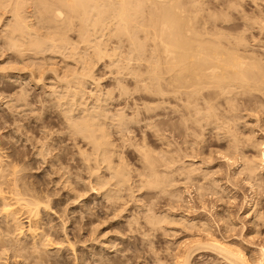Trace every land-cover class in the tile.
I'll return each mask as SVG.
<instances>
[{"label":"rangeland","instance_id":"obj_1","mask_svg":"<svg viewBox=\"0 0 264 264\" xmlns=\"http://www.w3.org/2000/svg\"><path fill=\"white\" fill-rule=\"evenodd\" d=\"M33 2H35V4ZM45 2L46 0H43V1L37 0V2L36 0L35 1L27 0V4H30L29 7L27 8V11L29 12L27 13V15L30 13H33V14L36 13L34 15L30 14V15H33L32 17L28 15V19L29 20L32 19L29 21V23L31 21L34 22V23H30V26L31 25L33 26L34 24L32 28L36 30L35 31L36 33L39 29L40 31L39 34L40 36H42L41 38L44 41H47L48 44L51 43L50 41L52 40H57L56 42H58V38L65 39V41L67 38L66 44L68 43L70 46H68V44L65 45L64 47L59 46V49L57 48L59 52L58 51L55 52L54 51L55 49L53 48L51 49L50 48L51 45L49 46L47 44L46 48L43 49V51L36 52L32 50L30 51L32 52L31 54L30 52H28L29 55L34 56V58L28 55L27 61H29L30 63L24 62V63H27V64H24V63L18 62L19 60L17 59V56H15L16 55L15 52H13L14 49L12 47H9L11 46L10 44H7V41L5 39V34L3 35L4 32H0V35H2L0 37V59H1L0 60V154L3 158L2 160L4 164L7 165L6 167L9 166L8 168H10L13 165H15L16 167L15 166L14 167L17 170L19 169L18 170L19 172L17 175H19L18 178H19V181L21 182L18 184L21 185V183H24V185L28 187V189L33 188L35 192L37 190L38 193L37 192L36 193L39 194V196L40 195L42 197L45 196L43 199H45L46 196H48L51 200L50 207L52 208H50V210L52 211L50 212V210H47L46 211L47 213L46 212L42 213V215L44 216L41 215L42 216L41 221H44L45 224L42 223L41 221L40 223L46 226L44 227L45 234L50 233V235L48 234L49 236L46 237L47 242L45 241V243H48V240L49 241L53 240L52 243L53 242L55 243V244L53 243L55 247L50 242L46 244L48 245V247H44V249L41 247L43 251H45L47 248L46 251H48L49 249L48 252H50L48 254V252L45 251L44 252L45 255L46 254L48 255H46L47 257H45V255L43 254L44 257L48 259L50 257H53V259L56 258L58 260L63 255L64 257L62 256L61 258L67 259V260L65 259L66 262L64 264H68V263L69 264H75V263L76 264H81V263L82 264H93V263L96 264L97 262L100 261V258H102L101 261H103L102 262L103 264L104 263L105 264H175L176 258L183 255L181 253L182 252L184 253L185 251H187V248L188 250L190 248L191 251L192 250L194 251L199 248L197 251L193 252L194 255L192 253V256L190 258V264H230L231 262L228 258H225V259H228L227 261L230 263L225 261V259L223 258L224 255L223 256H221L222 254L219 255V253L215 250L217 252L216 254V252L213 251L212 247L209 246V248L210 249L212 248V250L205 249V246H207L206 243H204L205 246L201 243L196 245L199 242L198 240L202 239L201 235H199V233L195 231L197 229L195 228L194 230L193 228L190 227L191 226L190 224H195V221H196L199 224L201 222H205L209 224L208 226H211L210 229L212 230V233L217 238L222 239V240L225 239V241L234 244L236 248L239 247L240 250L243 249L242 251H244V254H246L247 257L250 256L251 258L252 255L250 254L255 253L253 254V257L254 258L257 257L255 259L260 260V257H259L260 250L258 251V249L261 248L262 246L264 247V242H261L260 239L257 240V237H254L255 234L251 233L252 224L250 223L253 220L251 217L255 216V211L260 210L262 214H264L263 213L264 212V191H263L264 189L263 187L264 186V182H263L264 181V158L261 159L262 158L261 156L264 155V145L262 146V144H264L263 143L264 142V93L263 94L261 93L264 91H262L259 95L258 94L259 92L257 91L255 92V90H253L252 91L254 92L253 94L252 92L247 93V94H251L250 96V95H247L245 92H244L245 94L244 93L240 94L243 92V90L242 92H240L241 90L237 92L238 94L236 93V90H235L234 92V96H236L235 97L236 99L234 98L235 101L233 99H230V101L233 100V102L228 103L229 102L228 99H227L228 102L227 101L225 102L226 99L223 98L222 96L220 97L225 99L224 101L218 96H217L218 98L216 97L215 92H217V90L213 91L211 89L212 90L211 92L208 90L207 91L205 90L204 95H210L207 97L205 96V98L207 99V102L209 100L211 101V102H208L209 105L213 101L211 99H214L213 101L214 103H212L213 104L212 107H214V105L216 106L214 107L213 114H215L216 116V113H217L218 116H216L215 118L214 115H211L210 113H208V116L210 117L213 116V117L210 120L208 119V121L206 120L207 118H209L206 116L207 112L209 111L208 110L206 111V109L208 108H205V107L207 106L208 103L204 102L206 101L204 98L203 101L202 100L199 101L200 102L199 105H201L202 107L204 106L202 105L201 101L204 102V104H206L203 110L204 112L206 111V113H203V111L201 110L202 112L200 113H202L203 115H200V113H195V112H194L195 115L194 113L193 115L195 119L197 117V114H199V117L200 116L202 117L201 119L205 118L204 119L205 122L204 120L200 121L201 119H199L198 121L201 124H199L198 122L196 123L195 120L197 118L193 120V117L192 119L190 118L191 116L190 117L183 116V113H184L183 109L184 107L186 108V106L182 105L185 103L181 104V102H183L182 99L176 97L174 98V99H177L175 101L173 98H171L170 95H168V98H166L167 100L164 101L163 99H161L159 95H157L159 97H157L156 95L152 96V93L151 94L150 92L147 93L146 90L142 89L141 86L143 85V83L144 85H147L146 84L147 80L144 81L143 79H140L141 80L140 81L136 76H132V75L133 73L135 75L137 72H139L137 74H141L140 73L141 70H142L141 71L142 74L143 73L145 74V72L143 71H147L150 68L148 67L149 62H143L142 60L138 61V59H136L137 57L136 54H134L131 50H130L131 52L128 50V49H132V47L129 44V41L128 39H126V37L124 38L123 36H120L124 39L118 37V39H121V40H118L115 36H112L113 38L111 37V40L107 43L105 41H108L110 38L108 40L106 39L110 36L106 33V31H105V34H102L103 31L102 32L99 31L97 35L89 36L90 38L94 37L95 39L94 38L92 40L90 38L87 39L88 38L87 36L85 35L82 36L83 35L82 33L84 32L79 31L82 29L80 27L82 23L79 21L78 18H75V16L72 17V15L68 13V11H66L67 9L64 8L65 9L64 11L62 7L60 9H62V11L65 12L64 13L65 17L63 16L64 18L62 20L59 19L56 21V19H54L55 17H54L53 12L48 14V12L44 10V8H46L47 10L48 9L51 10L54 7L44 6ZM177 2L180 3L182 7L185 6L186 9L185 8L184 9L186 12H188L186 13V15L190 14L192 17L189 15L188 16L191 18L196 17V20H198L199 22L197 23L198 25L200 24L202 25L205 21L207 23L208 22L210 23V25L209 23L207 24V26H209L207 27V29H209L212 24H216V26L218 27L216 28V30H221L224 33L227 32L224 35V33L220 31L226 38L231 39L230 41L228 39V41L232 42L233 44V45H230L231 44L230 43L229 44L230 46L237 47L238 49L241 48L240 49V51L242 50L241 51L242 53L240 52L241 54L246 53L248 54V55L245 54L246 56H250V57L252 56V59L253 58H255V60L257 59V62L258 63L260 62L261 65L264 67V27H263L264 26V0H179V1L177 0ZM180 4H177L179 5V8L181 7ZM31 5L32 7L30 8ZM45 5H49V4L46 2ZM34 6H36L37 8L35 9ZM38 10L39 11L44 10L43 11L44 13L43 12L42 14L39 13V16H38V12H39ZM46 14L49 19L47 18ZM34 16H36L37 18ZM45 16L48 20L44 19ZM6 17H5L6 18L5 22H3L2 24L6 25L7 23L10 22L11 20L10 15L9 14L6 15ZM39 17L40 19H42L43 17L41 22H39L40 21ZM71 17L77 20H74V19H73L74 21L70 20L69 18ZM213 17H215V19ZM65 19H68V20H65ZM213 19L215 21H213ZM43 20L45 22L44 24L46 25V27L45 25H43ZM54 20H55V24L58 25L60 22V25L58 26L53 25ZM65 22L67 25H65ZM68 22H69V25H68ZM46 23H50V24L52 23L51 26L53 29H51L50 28L51 26L50 25L48 26V24ZM106 23H110V22L106 21ZM107 25L109 26V24ZM53 26H55L56 28ZM63 26H66V27H63ZM59 27L62 29H60ZM214 27L215 25L214 26L212 25L211 27L212 29H214L212 33L215 32ZM59 29L60 31L63 30V33L61 32L59 33L58 32ZM212 29H209V30H212ZM90 30L91 28H89V31ZM54 33H56L57 35ZM106 35H107V38H106ZM141 35L142 34H140V37ZM36 36L40 37L37 34ZM62 36L65 38H63ZM98 36L100 39H97ZM142 36H143L142 39L140 38L141 41L144 40V35ZM53 37H55V39ZM80 37L83 39H81ZM102 37H104L105 40H103ZM236 39L238 41L240 39V42L242 43V45L239 42L238 46H237V43L234 46V42L237 41ZM97 40L100 41V43ZM102 40L104 42H101ZM85 41H88V42H85ZM94 41L95 42L97 41L98 45H103L104 43H105L104 45L108 44L107 46L110 49L107 48V46H106V49H107V53L111 52L110 55H112L113 52L117 51V53L115 52L116 53L115 55H112L113 59L116 56L115 58L117 60L115 59L111 60L112 59L111 57H109L110 58L109 60L107 57L108 55L100 59V61H98V57H96L97 58L96 61H95L96 58L89 59L91 61H94L92 63L93 68L89 69L88 64L91 62L88 60V58H90L92 54H93L91 56L92 58L95 57V55L97 56L96 54L97 53V43H95ZM119 42L120 43L122 42V43L119 44ZM147 42H146L147 46L150 44L148 47L146 46V48H149L147 50H151V49L153 50V48L151 47V46H154L153 45L154 43L152 42V40L151 41L147 40ZM85 44H90V45H85ZM91 44H94L95 46L93 47V45ZM56 45L58 44L56 43ZM227 45L228 44H226L225 48L228 49L230 46L228 45L229 46L228 47ZM71 46L75 48L74 52L72 51V48H70ZM87 46H89L91 49L87 50L88 49L86 48ZM48 48H50L51 50ZM93 48L96 50H93ZM10 49L11 50L13 49V51H10ZM111 49L113 50L116 49V50L113 51ZM109 50L111 51L108 52ZM151 51H146V53L147 52L151 53ZM34 52L36 55L37 54L38 55L36 56ZM42 53L45 55H40L41 56L40 57L39 54H42ZM132 53L135 55L134 57L132 56L133 55ZM12 55L15 57H12ZM78 55H80L82 60L79 59L78 61V58L72 59L75 57H79ZM148 56H146V58L144 57L143 60H146ZM132 57L134 61L132 60ZM15 58L17 60H15ZM35 58H38V59L35 60ZM83 59L85 62L88 61L89 63L87 62L85 63ZM30 60H33V62ZM109 61H112V62H109ZM148 61L150 60L148 59ZM114 62H116L115 65L111 66L112 64H114ZM31 63H32V66H31ZM94 63L95 65H93ZM84 64H86L87 66ZM25 65H28V66H25ZM89 66H91V64H89ZM120 66L122 67L120 68ZM129 66H131V68ZM133 66H135L138 69V71H134L136 68ZM31 67H32V70H31ZM35 67H36V72L34 71ZM38 67H39V70H37ZM128 67L131 70L133 69L134 72L132 74L128 70ZM85 69H88L89 71H91L90 75H92L91 78L92 80L94 79L93 80L94 83L96 81L95 84L93 83L92 80H91L92 83H86V81H90V80L82 78L83 76L85 77L86 75L88 76V78L90 76L88 70H86V74H84ZM32 73H34L35 75L32 76ZM36 73H39V74L36 75ZM18 75L20 76V79H18ZM6 76H9L8 79L6 78ZM78 76H81L80 79L78 78ZM145 76H147V74ZM145 76H144V79H145ZM166 76L169 77L168 75ZM76 77L78 79H76ZM70 79L79 81L78 84H80V86L83 85L82 92H85V93L84 95L83 93L79 95L83 96V98L86 101L82 99V97L81 98L79 97V99H80V102L82 101L84 102L83 104L84 107L85 106L86 108L89 107V110L91 109L92 111L95 108L94 111L100 110V113L103 112L104 115L105 113L106 115H108L106 118V121L107 119L110 121V122L107 121L108 123L107 125H108V128H111V130L108 129V131L112 132V133L110 132V134H112V137H110L111 138L110 141L114 143L112 145H115L117 148H119V149H116L118 151L115 150L116 151L115 157L119 158V156L122 155L120 156L119 161H118V158L116 159L114 157V159H116V163L120 164V166L124 167L127 165V168L129 167L128 173L130 174H127V175L128 176L130 175V176L127 179H130V182L128 180L127 181H128V184L130 185L125 184L126 186L123 185L124 188L123 187L121 188V186H119V188L117 189V187L114 184V182L116 183L115 181L116 178L111 176V173L107 171L106 168L103 166L104 164L102 165V163H100L97 165L95 159L98 157V154L96 152L91 153L92 152L91 147L86 146L85 141L82 140V136L80 135L81 136L80 138L78 134H75L74 128H72L74 126L73 123L79 122L80 117L83 116V110H81L80 106L77 107V105L80 103L78 99H76L77 102L75 101L78 104L73 105V104H76L72 101L75 99L74 95L76 93L74 91L77 92V86L79 85L77 84V81H73V80L70 81ZM81 79L82 80L84 79L82 81V84H81ZM168 79L169 78H167V80ZM68 80L70 81V83H67ZM137 81H139V83H137ZM69 84L71 86L75 85L76 89H74L73 88L74 86H73L72 88L74 89V91H71L73 89L71 88L70 90ZM123 87H126V90L127 89L128 90L127 91L125 90V92L122 91L121 88ZM138 87H141L142 90ZM83 89L84 90L86 89V90L84 91ZM21 90H23L24 92L23 91L21 92ZM54 90L57 91V93ZM237 90H239V88H237ZM68 91L69 92L71 91V93L73 92L75 94H72L71 96V94ZM205 92L207 93L209 92V93L207 94ZM18 93H21V94H18ZM211 94L212 95L215 94V95L212 96ZM241 96L242 98H239ZM172 97L174 96L172 95ZM210 97L212 98L209 99ZM215 97L217 100H215ZM159 99H161L160 100L161 102L158 101ZM23 100L25 102H23ZM67 100L69 102L70 101L72 102L70 103L68 102L69 103L68 104L66 103ZM99 100L103 102L99 103ZM162 100L164 101L163 102L164 104L166 101L168 102L171 101L170 102L171 104L166 102L167 104L164 105L162 104ZM158 102L161 107L158 106L159 105L157 104ZM134 103H136V105ZM143 103L144 105H147V106L150 105L149 106L150 109H148L149 107L146 108L143 105ZM97 104L98 106L100 105L99 108L95 106ZM67 105L69 108L67 107ZM127 105L129 106L127 107ZM134 105L137 109L141 108L140 110L138 109L136 111L137 112L136 114H134L135 113L134 107H133ZM154 105H156L155 107L157 109H155ZM209 105L207 107H209ZM231 105H233V108ZM70 108H71V111H70ZM76 108L78 109L80 108L79 111ZM103 108L105 111L102 110ZM151 108L152 110L154 108L156 111L154 112L153 110L151 112ZM216 108H217V112L215 110ZM230 108H232L233 111H231L232 109ZM234 108L236 109L234 110ZM67 109L68 111H66ZM145 109H147L148 111L150 110L149 113H147ZM184 110L187 111L186 109ZM67 112L69 113L70 117L65 119L67 117L65 115L67 114ZM153 112L156 113L157 115L153 114ZM118 113H123V114L120 115ZM146 113L148 115L150 114L149 116H152V117L153 115L154 116L156 115L155 117H153L155 119L152 120L151 118L149 120L148 119L149 116H147ZM73 114L75 116L72 117ZM77 114H80L81 116L80 115L77 116ZM179 114L180 116L182 115L184 118L186 117L185 118L186 120L183 118V120L185 121L184 123H186V125L188 123L187 121H189L187 120V118L191 119L187 126L184 125V123L182 124L183 122L182 120H181L182 122L180 123L179 118L182 119V117H179ZM109 115L113 116V117L110 116L112 120L108 118ZM125 115H127L126 118L128 117L130 120L131 119L133 120V117L136 119H134L135 121L127 122L126 123L127 125H125L124 124L125 122L122 120H119L118 118L120 117L121 119L122 117L124 120H128L124 117ZM232 116L233 117L235 116L237 118L235 123H233V121H235L234 119L228 118V117L231 118ZM228 119L230 120V123H233V124L227 123L229 122ZM113 120H116L117 123L114 124V122L116 121L112 123ZM213 120L214 122H212ZM209 121H211L212 123ZM219 121L223 122L222 125H221V122H220V125H217V123L219 124ZM190 122H194V125H192V129L190 128L192 131L189 130L190 132L186 133L187 131H185L186 129L184 128V126H186L188 130V126L190 127L189 124H193ZM122 123L125 125L124 128L126 130V133H124L125 130H123L124 125H122ZM156 123H158L159 126ZM224 123L226 124L224 125ZM110 124L112 125L118 124L117 125L118 127L115 128L116 126H111ZM155 124L158 128L156 126H154L155 128H152V126ZM172 124L175 126H172ZM196 124H197V127H196ZM227 124L231 125L233 129L229 127ZM69 125L71 127H69ZM223 125L226 128H229L231 131L233 130L232 136L230 138H228L230 134L227 135L229 129H226L225 127H223ZM233 125L234 126L236 125L235 126L236 131ZM120 126L122 129H119ZM213 126L215 128L216 127L219 128L222 126L224 128V131L222 127L219 128V130H217L218 128L215 129ZM200 128H203V129H200ZM70 129H73V130H70ZM127 129L128 130L131 129V132L129 131L127 132ZM195 129L197 130L194 131ZM118 130H120L121 132L120 131L118 132ZM151 130L153 131V133ZM234 131L238 132V135L240 137V139L239 137L235 139H238L239 141L243 139L245 140V141L243 140L244 141L243 143L242 141L241 143L239 142L240 148L243 147L242 152H244L245 157L248 156L249 158H252L254 156H257L258 152L260 154L259 160H260V165L262 164L260 166L261 168L259 167L260 170L259 171L257 170V172L255 173L257 175L256 176L253 175V178H251V181L249 182H248L246 172L245 173L241 172L243 169L242 164L244 162L242 161L243 156H244L242 153L239 152L242 155H240L239 153L235 155L237 161L235 159L233 160L231 159L232 162L231 160L229 162H227V160L225 161L226 159L225 156L233 152V148L230 147V146H233V144H229L228 140L230 142L232 137L234 138L238 136L237 133L236 134L234 133ZM222 132H224V134ZM158 133H159V136L156 135ZM122 134L124 135L122 137L123 139H120L121 138L120 136H122ZM183 134L185 137L182 136ZM233 134L236 136H234ZM222 137L223 139H226V140H222ZM161 138H163V140H161ZM247 138L248 140L249 139L253 140V143L254 142L258 143L259 141L261 143V146L258 145L259 150L258 149L255 150L256 148L251 146V144H253L252 141L251 142L247 141L248 143L249 142L251 143L249 146V144L246 142ZM164 141H167V142H164ZM244 143L245 144L247 143L246 145H248V147ZM141 144H144V146L146 147L144 148V146ZM169 146L170 148H168ZM245 147L247 148L245 149L247 152L244 150ZM249 147L252 148L254 151L251 150ZM142 148L144 150L146 149L147 151L146 150L145 151L147 153H150L151 155L157 151L156 153L157 154L159 153L160 155V156L157 155L158 159L156 157L158 164L161 162L160 161L161 158L162 160L164 158L167 159L165 160V162L163 161L164 163L161 162V164L162 163L164 164V165L162 164L163 165L162 168H161V164H159L160 168H158L159 166L158 164L156 165L157 169L155 170L159 169L156 172H160V173L164 171L166 172V169H168L169 166L171 167V164L172 166L178 165L177 167L176 166L171 167V168L169 167L170 170L168 169L167 171V174H170L169 175L170 178L174 176L172 177L174 181L171 178V182L168 183V186L167 185L165 186L166 188H168V189L164 188L166 192H164L163 188L162 189L158 188L159 190L152 189L155 187L150 186L149 182L146 180V177L147 179L151 178L152 180V176L149 177L150 175L146 173L147 171H149L147 170L148 167L146 168L147 165L149 166V163L147 159L145 158V156L143 159L142 153L145 155L146 152L144 153V150ZM227 148L229 150H227ZM111 149H113V147ZM140 149L143 150L142 153ZM164 150L165 151L167 150V152L169 150L170 153H166V154H169L171 156L170 157L171 159L172 158L176 159V160L172 159L171 164L170 163L168 165L166 164V161L169 160L167 157L169 156L165 154ZM260 150H261V153H260ZM159 151L160 152L163 151L165 155L163 154V157H162V153H160ZM223 152L224 153L228 152V153H226L225 155ZM139 154L141 155L142 158L140 157ZM83 155H85L86 157L88 156V157L85 159V156ZM94 155L97 157H93ZM90 156L93 157L94 159H92ZM154 156L156 155L153 154V157ZM240 157L242 158V160ZM91 159L94 161L93 165L91 163H88V161H91ZM123 159H124V164L126 163V165L124 164L122 165V163L120 162V160L123 161ZM177 159H178V163H177ZM93 161L91 162L93 163ZM175 162L177 164H175ZM145 163H148V164L145 165ZM142 165L145 168L142 167ZM89 166L90 167L92 166V167L88 168ZM164 166H166V169H163ZM97 167L98 168L100 167V169L98 170ZM92 168L95 169V171H98L99 174L96 173L95 175L94 174L95 171L93 172ZM124 168L125 170L127 169L126 167ZM89 169H91L92 172ZM160 169H162V171ZM145 170L147 171L145 172ZM177 170L180 172V174ZM192 170L193 172L195 170L193 175H191ZM125 172L127 173V171ZM185 172H187V174ZM189 173H190V176H189ZM93 174L95 176L97 175L103 176V178L105 176L104 179H107L110 176V179L113 178L112 180L114 182H112V180L109 179L110 181L108 180L109 182L107 181V184L104 185L107 188L106 187L104 188V186H98L95 184V180H94L95 176ZM141 174L143 175L141 176ZM146 174L148 176H146ZM163 174L162 176L159 174L158 177L161 176V180L164 179L163 181H165L169 177L165 176L167 175L166 173L164 174V176ZM143 176L145 178L142 179L141 177ZM162 177L164 178L162 179ZM188 177H191V178H188ZM204 177L206 180L204 179ZM140 178L142 180H140ZM188 179H191V180L188 181ZM141 181L143 182L140 184ZM146 181L148 183H146ZM169 181L170 179L167 180V182ZM110 182H111V186L109 184ZM145 183L149 185V187H152V188L151 189L148 188V186ZM172 183L173 185L171 186ZM210 183H212V185H210ZM213 183H215L214 186L218 190L214 188ZM142 184L143 186H141ZM94 185H95V188H94ZM202 186L205 190L202 188ZM111 187L112 188L115 187L117 190L114 191L115 188L112 189ZM126 187L127 188L130 187L129 190ZM260 187H263V188L261 189ZM110 188H111L110 193L113 197H117L120 195L119 198H122V199L119 200V198L117 197V198H114L115 199L114 200L113 197H109V195L106 196ZM196 188H199V189L201 188L200 190L202 189L203 190L199 191V189L197 190ZM119 189L121 190V193H119L120 191ZM167 190H169L170 192H168ZM162 191L164 192L163 194H162ZM198 191L199 193L201 192L202 196L198 194ZM170 193H172L173 195ZM114 194H116L117 196H114ZM109 201H112V203ZM114 203L117 205H115ZM255 207H257L258 209ZM253 211H254V214H253ZM251 213L252 215H250ZM20 214H18L19 217H18V223L15 225L16 228H14V226L12 227L13 233L11 234V236L14 240H17V238L21 236L19 234L18 229L19 227L20 229L22 227L21 229L22 231L20 232H24V233H22V237L20 239H23L24 237L23 241H26L25 236L28 235L26 233L29 232L28 231L29 228L32 227L34 229V225L29 224L30 222L28 221V218L26 217V215H23L22 213ZM147 215L149 216L150 219L147 217ZM156 215L157 217H160V219L159 218L157 219ZM151 216L153 218L156 217V220L151 219ZM228 216L231 217L232 220ZM0 218H1L0 221L2 222V216H0ZM161 218H163L162 222H161ZM168 218L169 219L171 218V220L172 219L173 220L168 221L169 220ZM135 220H137V222ZM150 220H152L153 222H157L158 220H160V222H157L158 223L157 226H156L157 223H154L155 224L154 226L153 222ZM179 220L187 224L189 223L190 224L186 227L187 224L183 225V223L181 222V225H180ZM188 220L189 222H187ZM149 221L152 223H150ZM177 221L179 222L178 225L177 223H175ZM62 222H64L65 224V227H64L65 229L63 228L64 224H62ZM128 222L130 223L134 222V223L128 224ZM167 222H170L171 224ZM150 224H152L153 227ZM160 224L161 226H159ZM158 226L160 228H158ZM188 227L192 230L190 231ZM23 229H25V231ZM185 229L187 230L189 229V230L187 231ZM15 230H18V232ZM26 230L28 232H26ZM258 231H259V234H262L261 236L264 240V227H260ZM198 235L200 236L199 239H198L199 237ZM67 238L70 241L76 243L74 244L73 249L70 248V250H68V248H64L67 245V243H64L63 241L65 239V242H66ZM200 242H205V241L204 239H202ZM63 243L65 246L62 247ZM238 244L240 246H238ZM58 245L62 247L59 254L58 252L56 253L55 251L58 249L59 247ZM199 245H202V247L204 248H200ZM176 246L179 248H177ZM196 246L198 248H196ZM182 248L185 250L182 251L183 250ZM54 252L56 253L55 254L56 256H54ZM57 255H59L58 258H57ZM3 258L5 259V257ZM4 259H0V264L4 262ZM63 259H61L62 261L61 260L60 261L61 262L65 261Z\"/></svg>","mask_w":264,"mask_h":264},{"label":"bare ground","instance_id":"obj_2","mask_svg":"<svg viewBox=\"0 0 264 264\" xmlns=\"http://www.w3.org/2000/svg\"><path fill=\"white\" fill-rule=\"evenodd\" d=\"M29 1V0H28ZM33 1V0H32ZM35 1V0H34ZM43 1V0H42ZM179 1V0H178ZM36 2H37V0H36ZM39 2V1H38ZM46 2L49 4V5H45L46 4ZM46 2H45V4H44V6H52V7H54L53 9H46V8H44V10H46L47 12H48V14L49 13H52L53 12V14H54V19H56V21L57 20H62L65 16H64V13L65 12H63L62 11V9H60V8H62L63 7V9L64 8H66L67 10L66 11H68V13H70L71 15H72V17H74L75 16V18H78L79 19V21L82 23L81 25H80V27L82 28H80L81 30H79V31H81V32H84V33H82L83 35L82 36H87V37H85V38H87V39H89L90 37L89 36H91V35H97V33L100 31V32H102L103 31V33L102 34H105V31H106V33L110 36V37H108L107 38V35H106V40H108L109 38V40L108 41H105V42H109L110 40H111V37L112 36H115L117 39H118V37H120V36H123L124 38L126 37V39H128V41H129V44L131 45V47H132V49H128L129 51L131 50L134 54H136V59H138V61L139 60H142L143 62H149V66L148 67H150L147 71H143V72H145V74L143 73L142 74V70L140 71V69H139V71H140V73L142 74H137V73H139V72H137L135 75H134V71H138V69L135 67V66H133V67H135L134 69V71H133V69L131 70V69H129V67L131 68V66H129L128 67V70L130 71V73L132 74L133 73V75L132 76H136L139 80L140 79H143L144 81H146L147 80V85H144V83H143V85H144V87H143V85L141 86L142 87V89H144V90H146L147 91V93L148 92H150V94L152 93V96L153 95H159L160 97H161V99H163L164 101L165 100H167L166 98H168V95H170L171 96V98H176V97H178V98H180V99H182V101L183 102H181V104L182 103H185V104H182V105H185L186 106V108L184 107V109H186L187 111H185L183 108V112L185 113H183V116H191L190 118L192 119V117H193V120H195L196 118V123L198 122L199 124H201L198 120L199 119H201L202 117L200 116L199 117V114H197V117L194 119V115H195V113H200V112H202L203 110H204V106H206V104H204V102H207V99L205 98V96L207 97V96H210V95H204V91L206 90H208V91H216L217 90V92H215V94H216V97L218 96L219 98H221L220 96H222L223 98H225V99H223V98H221V99H223V101L225 100V102L227 101V99L229 100V102L228 103H230V102H233V100H234V98L236 97V96H234V92H235V90H236V93L237 92H239L240 90V92H242V90H243V92L242 93H240V94H243L244 92L247 94V93H250V92H252L253 90H255V92L257 91V92H259L258 94L260 95V93L262 92V91H264V67L261 65V63L259 62H257V59L255 60V58H253L252 59V56L250 57V56H246V55H248V54H246V53H244V54H241L242 52V50L240 51V49H238L237 47H233V46H230V45H233L232 44V42H229L231 39H229V38H226L224 35L227 33H224V32H222L221 30H216V28H218L217 26H216V24H212L213 26L215 25V32L214 33H212L213 31H214V29H212L211 27H212V25H211V27L209 28V29H212V30H209V29H207V27H209V26H207V24L209 23H207V22H205L204 21V23L201 25H198L197 23H199L198 22V20H196V17L195 18H191L192 16L190 15V14H187L186 15V13H188V12H186L185 11V6L184 7H182L181 6V4L180 3H178L177 2V0H46ZM175 2V3H174ZM34 4H35V2H33ZM182 3V2H181ZM30 4H31V2H30ZM30 4H27V0H0V32H4L3 33V35L5 34V39H6V41H7V44H10L11 46H9V47H12L13 49H14V51H13V49L11 50L10 49V51H13V52H15V56H17V59L19 60L18 62H21V63H24V62H29V61H27L28 60V55H29V53L28 52H30V51H36V52H40V51H43V49H45L46 48V45L48 44L47 43V41H44L41 37L42 36H40V31H39V29H38V31H37V33L35 32L36 30L35 29H33L32 27L34 26V24H33V26L31 25L30 26V23H34V22H30L29 23V21L30 20H32V19H28V15H30V14H33V13H30V14H28L27 15V13H29L28 11H27V8L29 7V5ZM37 4V3H36ZM177 4H180V6L182 7H180L179 8V5H177ZM33 5V4H32ZM32 5L30 6V8L32 7ZM41 5V4H40ZM43 5V4H42ZM34 8L36 9L37 7L36 6H34ZM33 8V9H34ZM51 8V7H50ZM185 8V9H184ZM40 9V8H39ZM42 9V8H41ZM30 10V9H29ZM43 10V11H44ZM32 11V10H31ZM35 11H37V10H35ZM39 11V10H38ZM42 10H40L39 12H38V16H39V13H41L42 14V12H43ZM64 11H65V9H64ZM33 12H34V10H33ZM44 13V12H43ZM10 15V17H11V20H10V22L9 21H7V22H9V23H7L6 25L5 24H2L3 22H5V19L7 18L6 17V15ZM34 14H36V13H34ZM33 14V15H34ZM67 14V13H66ZM65 14V15H66ZM33 15H30L31 17L33 16ZM43 15H45V14H43ZM191 16V17H189V16ZM42 16V15H41ZM40 16V17H41ZM46 16H47V14H46ZM46 16H45V18L44 19H47L48 18V16H47V18H46ZM64 16V17H63ZM6 17V18H5ZM9 17V16H8ZM34 17H36V16H34ZM40 17H39V19H40ZM71 17V18H72ZM37 18V17H36ZM35 18V19H36ZM68 18V17H67ZM69 18L70 20H73L74 18ZM214 19H215V17H213ZM34 19V18H33ZM42 19H43V17H42ZM42 19H40V21L39 22H41V20ZM49 19V18H48ZM47 19V20H48ZM213 19V21H215ZM65 20H68V19H65ZM65 20H63V21H65ZM74 20H77V19H74ZM73 20V21H74ZM196 20V21H195ZM263 20V19H262ZM46 21V20H45ZM51 21V20H50ZM49 21V22H50ZM106 21H109L110 23H106ZM210 21H212V20H210ZM38 22V23H39ZM47 22V21H46ZM70 22H72V21H70ZM76 22V21H75ZM45 22H44V20H43V25H45L44 24ZM58 23V22H57ZM214 23V22H213ZM261 23V22H260ZM263 23V22H262ZM46 24H48V26L50 25L51 26V24L50 23H46ZM62 24V23H61ZM73 24V23H72ZM107 24H109V26L107 25ZM206 24V25H205ZM41 25V24H40ZM53 25H56V26H58V25H60V22H59V24L57 25V24H55V20H54V22H53ZM64 25V24H63ZM65 25H67L66 24V22H65ZM68 25H69V22H68ZM70 25H71V23H70ZM82 25H83V27H82ZM209 25H210V23H209ZM258 25H259V23H258ZM37 26H38V24H37ZM36 26V27H37ZM73 26V25H72ZM262 26V25H261ZM8 27V28H7ZM42 27V26H41ZM45 27H46V25H45ZM53 27H55V26H53ZM62 27V26H61ZM63 27H66V26H63ZM68 27V26H67ZM70 27V26H69ZM264 27V26H263ZM262 27V28H263ZM38 28V27H37ZM43 28V27H42ZM41 28V29H42ZM47 28H49V27H47ZM51 29H53L52 28V26L50 27ZM56 28V27H55ZM60 28V27H59ZM73 28V27H72ZM89 28H91V30L89 31ZM60 29H62V28H60ZM60 29H59V33L61 32V33H63V30H61L60 31ZM65 29V28H64ZM50 30V29H49ZM68 30V29H67ZM83 30V31H82ZM42 31V30H41ZM224 33V35L221 33ZM52 32V31H51ZM57 32V33H58ZM65 32V31H64ZM41 33H43V32H41ZM50 33V32H49ZM53 33V32H52ZM51 33V34H52ZM66 33V32H65ZM86 33V34H85ZM2 34V33H1ZM36 34L37 35H39L40 37H37L36 36ZM54 34H56V33H54ZM81 34V33H80ZM140 34H142V35H144V40H142L141 41V39H142V35H141V37H140ZM53 35V34H52ZM57 35V34H56ZM59 35V34H58ZM66 35V34H65ZM100 35V34H99ZM239 35V34H238ZM2 35H0V37H1ZM50 36V35H49ZM67 36V35H66ZM92 36V37H93ZM227 36V35H226ZM229 36H230V34H229ZM56 37V36H55ZM55 37H53L54 39H55ZM60 37V36H59ZM63 37V36H62ZM105 37V36H104ZM104 37H102V39L103 40H105L104 39ZM3 38V37H2ZM63 38H65V37H63ZM81 38V37H80ZM94 38V37H93ZM93 38H90L91 40L93 39ZM113 38V37H112ZM120 38H122V37H120ZM124 38H122V39H124ZM141 38V39H140ZM244 38V37H243ZM4 39V40H5ZM51 39V38H50ZM81 39H83V38H81ZM95 39V38H94ZM97 39H100L99 38V36H98V38ZM228 39H229V41H228ZM234 39V38H233ZM232 39V40H233ZM52 40V39H51ZM86 40V39H85ZM91 40H90V42H91ZM101 41V42H104V41ZM118 40H121V39H118ZM147 40L148 41H151L152 40V42L154 43L153 45L154 46H151L152 48H153V50L151 49V47H150V49L152 50H147V49H149V48H146V46H147ZM237 40V39H236ZM235 40V41H236ZM3 41V40H2ZM49 41V40H48ZM57 40H52V41H50L51 43H49L48 45L50 46V48L52 49H55L54 51L55 52H59V50H57V48L59 49V46L60 47H64L65 45H67L66 44V41H67V38H66V41H65V39H59L58 38V42H56ZM83 41V40H82ZM89 41V40H88ZM88 41H85V42H88ZM98 41V40H97ZM97 41L95 42V43H97ZM127 41V40H126ZM127 41V42H128ZM58 44V45H56V43ZM84 42V41H83ZM99 43H100V41H98ZM147 42V43H146ZM240 42V39H239V41L237 40L236 42H234V46L236 45V43H237V46H238V43ZM244 42V41H243ZM122 43V42H121ZM120 42H119V44H121ZM231 43V44H230ZM241 43V42H240ZM6 44V43H5ZM6 44V45H7ZM105 44V43H104ZM103 44V45H104ZM125 44H127V43H125ZM226 44H230L228 47L229 48H231V47H233V48H231V49H227V48H225L226 47ZM85 45H90V44H85ZM91 45H93V47L95 46L94 44H91ZM98 45V43H97V56L95 55V57H91L92 55L91 54H89V55H91L90 56V58H88V60L89 59H95L96 57H98V61H100V59H102V58H104L106 55H108L107 57H108V59L110 60V58L109 57H111L112 59L111 60H117L115 57H114V59H113V57H112V55H115L116 53H117V51H115V52H113L114 50H116V49H111V50H113L112 52H113V54L112 55H110L111 54V50H109L108 52H110V53H107V49H106V46L108 45ZM150 45V44H149ZM148 45V46H149ZM240 45V44H239ZM241 45H242V43H241ZM48 46V47H49ZM68 46H70L69 44H68ZM102 46V47H101ZM147 46V47H148ZM245 46V45H244ZM249 46V45H248ZM240 47H242V46H240ZM5 48H7V47H5ZM50 48H48V49H50ZM70 48H72V51L74 52V50H75V48L73 47V46H71ZM69 48V49H70ZM86 48H88L87 50H89V49H91L89 46H87ZM107 48H109L108 46H107ZM9 49V48H8ZM48 49H47V51H48ZM50 49V50H51ZM61 49V48H60ZM110 49V48H109ZM244 49V48H243ZM64 50H65V48H64ZM93 50H96V49H94L93 48ZM45 51V50H44ZM130 51V52H131ZM146 51H151V53H149V52H147L146 53ZM245 51V50H244ZM52 52V51H51ZM62 52V51H61ZM71 52V51H70ZM241 52V53H240ZM12 53V52H11ZM32 52H30V54H31ZM44 53H46V52H44ZM54 53V52H53ZM72 53V52H71ZM107 53V54H106ZM132 53V54H133ZM149 53V54H148ZM34 54H35V52H34ZM132 55L133 57L135 56V55ZM146 54H148V55H146ZM246 54V55H245ZM251 54V53H250ZM36 55V54H35ZM38 55V54H37ZM36 55V56H37ZM40 55H45V54H39V56ZM70 55H72V54H70ZM73 55H75V54H73ZM148 56V58L146 59V60H143L144 59V57L146 58V56ZM253 55V54H252ZM15 56H13L12 55V57H15ZM30 56V55H29ZM79 57H75V58H72V59H77L78 58V61H79V59H81L82 60V58L80 57V55H78ZM254 56V55H253ZM30 57H33L34 58V56H30ZM29 57V58H30ZM41 57V56H40ZM71 57V56H70ZM106 57V58H107ZM133 57H132V60L134 61V59H133ZM16 58H15V60H17ZM32 59V58H31ZM36 59H38V58H35V60ZM148 59L150 60V61H148ZM1 60V59H0ZM87 60V59H86ZM97 60V58L95 59V61ZM30 61H32L33 62V60H30ZM77 61V60H76ZM83 61H84V59H83ZM91 63H89L88 61H86L87 63H89V64H91V66H89V64H88V68L89 69H92L93 68V66H92V63L94 62V61H91V60H89ZM119 61V60H118ZM137 61V62H138ZM261 61V60H260ZM16 62V61H15ZM85 62V61H84ZM85 62V63H86ZM109 62H112V61H109ZM141 62V61H140ZM139 62V63H140ZM30 63V62H29ZM115 63L116 62H114V64H112L111 66H113V65H115ZM16 64V63H15ZM24 64H27V63H24ZM117 64H118V62H117ZM29 65V64H28ZM28 65H25V66H28ZM84 65H86V64H84ZM93 65H95V63L93 64ZM131 65H133V64H131ZM31 66H32V63H31ZM87 66V65H86ZM119 66V65H118ZM127 66V65H126ZM140 66V65H139ZM30 67V66H29ZM91 67V68H90ZM122 66H120V68H121ZM147 67V66H146ZM28 68V67H27ZM86 68V67H85ZM118 68V67H117ZM34 69V68H33ZM41 69V68H40ZM31 70H32V67H31ZM37 70H39V67H38V69ZM86 70H88V69H85V73L84 74H86ZM118 70V69H117ZM35 72H36V67H35V70H34ZM33 71V72H34ZM34 72V73H35ZM40 72V71H39ZM88 72H89V75H90V72L91 71H89L88 70ZM147 72V73H146ZM34 73H32V76L33 75H35ZM41 73V72H40ZM92 73H93V71H92ZM39 73H36V75H38ZM147 74V76H145ZM166 75H168L169 77H167ZM83 76V75H82ZM144 76H145V79H144ZM8 77L9 76H6V78L8 79ZM17 77V76H16ZM80 77L81 76H78V78L80 79ZM92 75H90L89 76V78H88V76L86 75L85 77L83 76L82 78H84V79H88V80H90V81H86V83H92V81L94 80H92ZM169 78L168 80H167V78ZM77 77H76V79H78ZM91 78V79H90ZM135 78V77H134ZM18 79H20V76L18 75ZM36 79V78H35ZM39 79V78H38ZM83 79V80H84ZM137 79V80H138ZM71 80H73V81H77V80H74V79H70V81ZM82 79H81V84H82V81H83ZM92 80V81H91ZM136 80V79H135ZM70 81L68 80L67 81V83H70ZM141 81V80H140ZM148 81H149V83H148ZM79 83V81H77V84ZM93 83H94V81H93ZM95 83H96V81H95ZM94 83V84H95ZM137 83H139V81H137ZM73 84V83H72ZM84 84V83H83ZM79 86H77V92L76 91H74V89H76V86L75 85H73V86H71L70 84H69V86H70V90H71V88L73 89V90H71V91H74L75 93H71V91L69 92L70 94H71V96H72V94H75L74 96H75V99L74 100H72L74 103H76L77 102V100L76 99H78V101L80 102V99H79V97L81 98L82 97V99H84L83 98V96H80L79 94H82L83 93V95H84V93L85 92H82V88H83V85H81L80 86V84H78ZM141 85V84H140ZM139 85V86H140ZM121 87V86H120ZM141 87H138V88H140L141 89ZM84 88H85V86H84ZM123 88H124V90H123ZM123 88H121L122 89V91H124L125 92V90H126V87H123ZM237 88H239V90H237ZM241 88V89H240ZM141 89V90H142ZM210 89V90H209ZM212 89V90H211ZM84 90V89H83ZM86 90V89H85ZM84 90V91H85ZM128 90V89H127ZM126 90V91H127ZM137 90H139V89H137ZM144 90H143V92H144ZM23 90H21V92H22ZM55 91V90H54ZM53 91V92H54ZM18 92V91H17ZM20 92V91H19ZM24 92V91H23ZM56 93H57V91H55ZM81 92V93H80ZM123 92V93H124ZM129 92V91H128ZM122 93V94H123ZM205 93H207V92H205ZM209 93V92H208ZM207 93V94H208ZM214 93V92H213ZM212 93V94H213ZM244 93V94H245ZM254 92H252V94H253ZM264 92H262L261 94H263ZM18 94H21V93H18ZM23 94V93H22ZM55 94V93H54ZM126 94H128V93H126ZM211 94V95H212ZM214 94V95H215ZM238 94V93H237ZM256 94V93H255ZM69 95V94H68ZM86 95V94H85ZM172 95L174 96V97H172ZM214 95H212V96H214ZM236 95V94H235ZM247 95H250L251 96V94H247ZM16 96V95H15ZM67 96V95H66ZM70 96V95H69ZM73 96V97H74ZM110 96V95H109ZM159 96H157V97H159ZM180 96V97H179ZM183 96V97H182ZM234 96V97H233ZM238 96V95H237ZM255 96V95H254ZM85 97V96H84ZM216 97H215V100H217L216 99ZM217 97V98H218ZM109 98V97H108ZM156 98V97H155ZM170 98V97H169ZM204 98H205V100L206 101H204V102H202L203 100H204ZM212 97H210L209 99H211ZM214 98V97H213ZM239 98H242V96L241 97H239ZM249 98V97H248ZM262 98V97H261ZM66 99H67V97H66ZM72 99V98H71ZM81 99V100H82ZM161 99H159L158 101H160ZM230 99H233V100H231L230 101ZM236 99V98H235ZM251 99H253V98H251ZM63 100V99H62ZM68 100H69V98H68ZM67 100V102L66 103H68L69 101ZM85 100V99H84ZM106 100H108V99H106ZM162 100V104H164L163 101ZM170 100V99H169ZM175 101L177 100V99H174ZM179 100V99H178ZM200 100H202L201 101V103H202V105H204L203 107L201 106V105H199L200 104ZM211 100H213L214 101V99H211ZM72 101H70V102H72ZM76 101V102H75ZM86 101V100H85ZM173 101V100H172ZM212 101V103H214ZM235 101V100H234ZM23 102H25L24 100H23ZM64 102V103H65ZM69 102V103H70ZM100 102H103V101H100L99 100V103ZM161 102V101H160ZM166 102H168V101H166ZM165 102V104H167ZM171 102V101H170ZM170 102H168V103H170ZM208 102H211L210 100L208 101ZM207 102V103H208ZM219 102H220V100H219ZM68 103V104H69ZM107 103V102H106ZM177 103V102H176ZM175 103V104H176ZM212 103H210V105H209V103L207 104V106L209 105V107H205V108H208V109H206V111L208 110L209 112H207V117H209V118H207L206 120L208 121V119L210 120V119H212V117H210V116H208V113H210L211 115H214L215 116V114H213V111H214V107L216 106V105H214V107H212L213 106V104ZM235 103V102H234ZM238 103V102H237ZM236 103V104H237ZM78 103H76V104H73V105H77ZM83 104H84V102L82 101V102H80L78 105H77V107L78 106H80L81 107V110H83V116L82 117H80V119H79V122H75V123H73L74 124V126L72 127V128H74V131H75V134H78V136L81 138V136H82V140L83 141H85V143H86V146L88 147H91V150H92V152L91 153H94V152H96L97 154H98V157L97 156H93V157H97L96 159H95V161H96V163H97V165L98 164H100V163H102V165L106 168V170L107 171H109L110 173H111V176L112 177H115L116 178V183L112 180V179H110V176H109V178H107V179H104L105 178V176H104V178H103V176H100V175H97V176H95L96 175V173L97 174H99L98 173V171H95V169H93V172L95 171V179H94V177H93V179L95 180V184L96 185H98V186H104L105 184H107V181L110 179V180H112V182H114V184H115V186L117 187V189L119 188V186H121V188L123 187L124 188V186L123 185H125V184H128V181L130 182V179H127L129 176L127 175V174H130V173H128L129 172V170H128V168H127V165H126V163L124 164V159H123V161H121L120 160V162L122 163V165L124 164V165H126V166H124V167H126L127 169L125 170V168L124 167H122V166H120V164H118V163H116V159L118 158V157H115L116 156V151H118V150H116V149H119V148H117L115 145H112V144H114V143H112L111 141H110V137H112V134H110V132L111 131H108V129H110L111 130V128H108V123H107V121H109L108 119H107V121H106V118H107V116L108 115H106V113H105V115L103 114V112L102 113H100V110L99 111H94V109H93V111L90 109L89 110V107H87L86 108V106L84 107L83 106ZM87 104V103H86ZM101 104H103V103H101ZM135 105H136V103H134ZM157 104H159V102L157 103ZM156 104V105H157ZM164 104V105H165ZM171 104V103H170ZM72 105V104H71ZM70 105V106H71ZM135 105L133 106L134 107V111H135V113L134 114H136L137 112V110L139 109H141V108H136L135 107ZM143 105H144V103H143ZM142 105V106H143ZM156 105H154V107L156 106ZM180 105V104H179ZM222 105H223V103H222ZM62 106V105H61ZM95 106H97L98 108H99V106H98V104L97 105H95ZM104 106V105H103ZM103 106H101V107H103ZM107 106V105H106ZM129 105H127V107H128ZM146 108L147 107H149V106H147V105H144ZM153 106V105H152ZM158 106H160V104L158 105ZM157 106V107H158ZM228 106H230V105H228ZM232 106V108H233V105H231ZM67 107H68V105H67ZM139 107V106H138ZM144 107V108H145ZM161 107V106H160ZM159 107V108H160ZM163 107V106H162ZM177 107V106H176ZM183 107V106H182ZM203 108V109H201V108ZM227 107V106H226ZM69 108V107H68ZM72 108V107H71ZM71 108H70V111H71ZM90 108H92V107H90ZM136 108V109H135ZM164 108V107H163ZM170 108V107H169ZM181 108V107H180ZM232 108H230V109H232ZM238 108V107H237ZM65 109V108H64ZM73 109V108H72ZM78 111H79V109L78 108H76ZM97 109V108H96ZM101 109V108H100ZM107 109V108H106ZM132 109V108H131ZM148 109H150V107L148 108ZM155 109H157L156 107H155ZM154 108H153V110H154V112L156 111ZM179 109V108H178ZM228 109V108H227ZM236 108H234V110H235ZM74 110V109H73ZM103 111H105L104 110V108L102 109ZM146 110V112L147 113H149V111L147 110V109H145ZM144 110V111H145ZM152 110V108H151V112L153 111ZM176 110V109H175ZM202 110V111H201ZM216 110V112H217V108L215 109ZM229 110V109H228ZM64 111V110H63ZM62 111V112H63ZM66 111H68V109L66 110ZM69 111V112H70ZM76 111V110H75ZM174 111V110H173ZM172 111V112H173ZM179 111V110H178ZM177 111V112H178ZM206 111L204 112L203 111V113H206ZM231 111H233V109L231 110ZM231 111H229V112H231ZM73 112V111H72ZM150 112V113H151ZM153 112V114H156V113H154ZM181 112H182V110H181ZM195 112V113H194ZM76 113V112H75ZM77 113H79V112H77ZM146 113V114H147ZM166 113V112H165ZM193 113H194V115H193ZM67 114L69 115V113L67 112ZM67 114H65L67 117L65 118V119H67V118H69L70 117V115L68 116ZM72 114V113H71ZM81 114V113H80ZM80 114H77V116L78 115H80ZM108 114V113H107ZM118 114H123V113H118ZM125 114V113H124ZM152 114V115H153ZM161 114V113H160ZM177 114V113H176ZM138 115V114H137ZM137 115H135V116H137ZM150 115V114H149ZM148 114H147V116H149ZM157 115V114H156ZM155 115V116H156ZM193 115V116H192ZM200 115H203L202 113H200ZM64 116V115H63ZM73 116H75L74 114L72 115V117ZM81 116V115H80ZM111 115H109V117L108 118H110L111 119V117H113V116H111ZM118 116V115H117ZM116 116V117H117ZM126 116L127 115H125L124 117L126 118ZM154 115H153V117H155ZM177 116V115H176ZM182 115L180 116V114H179V117H182V119L181 118H179L180 119V123L182 122V124L185 122L184 120H183V117ZM205 116V115H204ZM216 116H218L217 115V113H216ZM216 116H215V118H216ZM102 117V118H101ZM122 117H123V115H122ZM121 117V119H120V117H118L119 118V120H122V121H124L125 123V125H127L126 123L127 122H131V121H135L134 119H136V118H134L133 116V120L131 119H129L128 117L126 118V119H128V120H130V121H128V120H124L123 118ZM140 117V116H139ZM152 116H149V120L152 118V120L153 119H155V118H153ZM158 117V116H157ZM233 117V116H232ZM230 118V117H228L229 119H234L235 121H233V123H235L236 122V120H237V118L234 116L233 118ZM64 118V117H63ZM76 118H78V117H76ZM138 118V117H137ZM147 118V117H146ZM161 118V117H160ZM186 118V117H185ZM184 118V119H185ZM190 118H187V120H191ZM217 118H219V117H217ZM236 118V119H235ZM64 119V120H65ZM205 118H203V119H201L200 121H202V120H204ZM221 119V118H220ZM219 119V120H220ZM227 119V118H226ZM228 119V120H229ZM72 120V119H71ZM70 120V121H71ZM77 120V119H76ZM112 120V119H111ZM116 120H117V118H116ZM116 120H113L112 121V123L114 122V121H116ZM176 120H177V118H176ZM182 120V121H181ZM186 120V119H185ZM192 120V121H193ZM216 120H218V119H216ZM215 120V121H216ZM66 121V120H65ZM68 121H69V119H68ZM179 121V120H178ZM189 121H187L188 123H189ZM67 122V121H66ZM72 122V121H71ZM110 122V121H109ZM119 122H121V121H119ZM204 122H205V120H204ZM203 122V123H204ZM209 122H211V121H209ZM212 122H214V120L212 121ZM211 122V123H212ZM220 122L221 121H219V124L217 123V125H220ZM225 122V121H224ZM227 122V121H226ZM69 123V122H68ZM117 123V121L116 122H114V124H116ZM151 123V122H150ZM155 123V122H154ZM166 123V122H165ZM179 123V124H180ZM188 123H187V125H188ZM190 123H193V124H189L190 125V127L188 126V130H187V128H186V123H184V125H186V126H184V128L186 129H184L185 131H187L186 133H188V132H190V131H192L191 129H192V125H194V122H190ZM222 123L223 122H221V125H222ZM227 123H229V124H233V123H230V120H229V122H227ZM70 124V123H69ZM73 124H71V125H73ZM123 123H122V125H124ZM129 124V123H128ZM134 124V123H133ZM136 124V123H135ZM156 124H158V123H156ZM156 124L155 125H153L152 126V128H155L154 126H156ZM161 124V123H160ZM178 124V123H177ZM198 124V125H199ZM226 123H224V125H225ZM67 125V124H66ZM111 126H116L115 128H117L118 126V124L117 125H112V124H110ZM110 125H109V127H110ZM125 125L123 126V130H125ZM163 125V124H162ZM216 125V124H215ZM216 125V126H217ZM223 125V127H225ZM228 125V124H227ZM139 126V125H138ZM158 126H159V124H158ZM172 126H175V125H173L172 124ZM206 126V125H205ZM204 126V127H205ZM229 127H231V125H228ZM234 126V125H233ZM236 126V125H235ZM234 126V128H235V131H236V127ZM69 127H71L70 125H69ZM144 127V126H143ZM157 127V126H156ZM181 127V126H180ZM194 127V126H193ZM196 127H197V124H196ZM200 127H201V125H200ZM212 127V126H211ZM214 127V126H213ZM222 127V126H221ZM221 127H219V128H221ZM222 127V129H223V131H224V128ZM129 128V127H128ZM131 128V127H130ZM151 128V127H150ZM158 128V127H157ZM191 128V129H190ZM215 128V127H214ZM216 128H218V127H216ZM215 128V129H216ZM219 128L217 129V130H219ZM226 128V127H225ZM232 128V127H231ZM119 129H122L121 128V126H120V128ZM200 129H203V128H200ZM226 129H229V128H226ZM233 129V128H232ZM70 130H73V129H70ZM181 130H182V128H181ZM190 130V131H189ZM197 129H195L194 131H196ZM116 131H117V129H116ZM120 130H118V132H119ZM131 132V129L130 130H128L127 129V132ZM152 131V130H151ZM150 131V132H151ZM159 131V130H158ZM174 131V130H173ZM177 131V130H176ZM175 131V132H176ZM203 131V130H202ZM227 131V130H226ZM234 131V133L236 134L237 133V135H238V132H235ZM240 131V130H239ZM72 132V131H71ZM121 132V131H120ZM149 132V133H150ZM155 132V131H154ZM204 132V131H203ZM219 132V131H218ZM221 132V131H220ZM112 133V132H111ZM124 133H126V130H125V132ZM152 133H153V131H152ZM157 133V132H156ZM178 133V132H177ZM195 133H197V132H195ZM213 133H215V132H213ZM223 134H224V132H222ZM232 133H233V130L231 131L230 129L228 130V134L227 135H229L230 134V136H228V138H230L231 136H232ZM117 134H119V133H117ZM201 134V133H200ZM217 134V133H216ZM219 134V133H218ZM221 134V133H220ZM225 134H226V132H225ZM81 135V136H80ZM111 135V136H110ZM120 135H121V133H120ZM155 135V134H154ZM157 136H159V133L158 134H156ZM191 135V134H190ZM227 135H225V136H227ZM234 135V134H233ZM124 135L122 134V136H120L121 138L120 139H123L122 137H123ZM126 136V135H125ZM145 136V135H144ZM161 136V135H160ZM162 136H163V134H162ZM182 136H184V134L182 135ZM187 136V135H186ZM199 136V135H198ZM224 136V137H225ZM234 136H236V135H234ZM132 137V136H131ZM185 137V136H184ZM190 137V136H189ZM219 137V136H218ZM237 137H239V135L238 136H236V137H232V139H233V141H232V139H231V141L229 142V140H228V143L229 144H233V146H230V147H232L233 148V152H231V154H227L226 155V153H228V152H226V153H224L226 156H225V161L227 160V162H229L231 159L233 160V159H235L236 160V157H235V155L236 154H238L239 152L240 153H242L243 155H244V152H242V148H240V146H239V142L241 143V141H242V143L245 141L244 139V141L243 140H238V139H235V138H237ZM126 138V137H125ZM130 138V137H129ZM128 138V139H129ZM144 138V137H143ZM196 138V137H195ZM220 138V137H219ZM226 138V137H225ZM251 138V137H250ZM131 139V138H130ZM146 139V138H145ZM158 139V138H157ZM159 139H160V137H159ZM227 139V138H226ZM226 139H223V137H222V140H226ZM239 139H240V137H239ZM246 139V138H245ZM256 139V138H255ZM136 140V139H135ZM141 140V139H140ZM161 140H163V138H161ZM182 140H184V139H182ZM197 140H198V138H197ZM197 140H195V141H197ZM200 140V139H199ZM202 140H204V139H202ZM217 140V139H216ZM221 140V141H222ZM128 141V140H127ZM143 141V140H142ZM219 141V140H218ZM247 141H252V143H253V140H248V138H247V140H246V142ZM130 142V141H129ZM164 142H167V141H164ZM248 143L249 144V146H250V144L251 143ZM84 143V144H85ZM143 143H145V142H143ZM246 143V144H247ZM258 143H260L259 141H258ZM258 143H256V142H254L253 144H251V146L252 147H254V148H256L255 150H257L259 147H258V145H260L261 146V143L260 144H258ZM264 143V142H263ZM245 144V143H244ZM245 144V145H246ZM141 145H143L144 146V144H141ZM227 145V144H226ZM241 145V144H240ZM244 145V146H245ZM264 144H262V146H263ZM168 146V145H167ZM171 146V145H170ZM170 146L168 147V148H170ZM185 146V145H184ZM229 146V145H228ZM242 146H243V144H242ZM247 147H248V145H246ZM113 147V149H111ZM115 147V148H114ZM138 147V146H137ZM146 146H144V148H145ZM202 148V147H201ZM250 148V147H249ZM262 148V147H261ZM260 148V149H261ZM138 149V148H137ZM143 149V148H142ZM142 149H140L141 150V153L143 152V150ZM186 149V148H185ZM200 149V148H199ZM245 149H247L246 147L244 148V150ZM251 150H253L252 148H250ZM82 150V149H81ZM116 150V151H115ZM146 150V149H145ZM144 150V153L147 151H145ZM151 150V149H150ZM162 150V149H161ZM160 150V151H161ZM170 150V149H169ZM169 150H168V152H167V150L165 151V154L166 153H170L169 152ZM201 150V149H200ZM200 150H198V151H200ZM227 150H229L228 148H227ZM243 150V151H244ZM259 150V149H258ZM159 151V152H160ZM224 151V150H223ZM246 151V150H245ZM254 151V150H253ZM82 152H84V151H82ZM149 152H151V151H149ZM157 152V151H156ZM156 152H151V153H153L154 155H156V156H154L153 157V154L151 155L150 153H145V155L142 153V155H143V159H144V156H145V158L147 159V161H148V163H149V166L147 165L146 166V168L148 167V169L147 170H149V171H147V170H145V172L146 173H148V175H150L149 177H151L152 176V180H151V178H149L150 179V181H149V179H147V177H146V180L149 182V185L150 186H152V187H155V188H152V187H149V185H147L146 183H148L147 181H146V185L148 186V188H152V189H158V188H163V190H164V192H166V190L165 189H168V188H166L165 186L167 185L168 186V183H170L171 182V178L172 177H174V176H172L171 178L169 177V175L170 174H167V171H168V169H169V167L167 166L169 163L171 164V160L172 159H174V158H170L171 156L169 155V154H166L167 156H169V157H167L169 160L168 161H166V166L168 167V169H166V166H164V168L163 169H166V174L167 175H165V176H167V177H169V178H167V180H169L170 179V181L169 182H167V180H165V181H163L164 179V177H162V179L163 180H161V176H162V174L164 173V172H156V171H158V170H155V169H157V159H158V157H157V155H159V153L157 154ZM247 152V151H246ZM245 152V153H246ZM258 152V151H257ZM263 152V151H262ZM160 153H162V157H163V151L162 152H160ZM233 153V154H232ZM239 153V154H240ZM260 153H261V150H260ZM96 154V155H97ZM164 154V155H165ZM174 154V153H173ZM242 154H240V155H242ZM91 155H93V154H91ZM119 155V154H118ZM117 155V156H118ZM140 155V154H139ZM180 155V154H179ZM192 155V154H191ZM255 155H256V153H255ZM260 154H259V152L257 153V156H254V157H252V158H249L248 156H246L245 157V155L243 156V160H242V158H241V160L242 161H244L243 162V164H242V166H243V169H242V171L241 172H243V173H245L246 172V174H247V178H248V182L249 181H251V178H253V175H257V174H255L256 172H257V170L259 171L260 169H259V167L262 165H260V160H259V156ZM83 156H85V155H83ZM120 156H122V155H120ZM120 156H119V158H118V161H119V159H120ZM160 156V155H159ZM173 156V155H172ZM264 155H262L261 157V159H263L264 157H263ZM88 157V156H87ZM86 156H85V159L87 158ZM91 157V156H90ZM93 157H91L92 159H94ZM114 157L116 158V159H114ZM140 157H141V155H140ZM156 157H157V159H156ZM165 157V156H164ZM176 157V156H175ZM237 157H239V156H237ZM123 158V157H122ZM142 158V157H141ZM159 158H161V157H159ZM197 158V157H196ZM240 158H239V160H240ZM3 158H2V156H1V154H0V216H2V222L0 221V259H4L3 257H5V259H4V262L2 263V264H11V263H13V264H64L65 262H66V260L65 259H63V258H61V259H63V260H65V261H63V262H61L62 260L59 258L58 260L56 259V258H54L53 259V257H50L49 259L48 258H45V257H47L46 255H48L50 252H48L49 251V249H48V251H46L47 250V248H46V252H48V254H46L45 255V251H43L42 249H41V247L44 249V247H48V245H46V244H48L49 242L51 243V244H53L52 243V241L53 240H51V241H49L48 240V243H45V241H46V237H48L49 235H50V233H47V234H45V232H44V227H46L44 224V221H41V217L42 216H44V215H42V213H44V212H46L47 210H50V208H52V207H50V202H51V200H50V198L48 197V196H46V198L45 199H43L45 196H39V194H37L38 192H37V190H36V192L33 190V188L32 189H28V187H26L25 185H24V183H21V185L20 184H18V183H20L21 181H19V178H18V176L19 175H17L18 174V170L15 168L16 166L15 165H13L12 167H10V168H8V167H6L7 165L6 164H4V162H3V160H2ZM90 159V158H89ZM88 159V160H89ZM91 159V161H93ZM179 159V158H178ZM178 159H177V163H178ZM165 160H167L166 158H164L163 160H162V158L160 159V161L161 162H165ZM174 160H176V159H174ZM181 160V159H180ZM224 160V159H223ZM232 160H231V162H232ZM238 160V161H239ZM91 161H88V163H91L92 165L94 164V161H93V163L91 162ZM159 161V162H160ZM195 161H196V159H195ZM237 161V160H236ZM258 161H259V163H258ZM87 162V161H86ZM143 162H144V160H143ZM142 162V163H143ZM161 162L159 163V164H161ZM163 162V163H164ZM173 162V161H172ZM262 162V161H261ZM141 163V162H140ZM148 163H145V165L146 164H148ZM162 163V164H163ZM176 162H175V164H177ZM234 163V162H233ZM158 164V165H159ZM161 164V168H162V166L164 165H162ZM174 164V163H173ZM231 164V163H230ZM96 165V166H97ZM184 165H186V164H184ZM198 165V164H197ZM232 165V164H231ZM15 166V167H14ZM96 166H94V167H96ZM101 166V165H100ZM155 166H156V168H155ZM176 166V165H175ZM175 166H172V164H171V167H175ZM178 166V165H177ZM176 166V167H177ZM237 166V165H236ZM92 167V166H91ZM90 166L88 167V168H91ZM142 167H144L143 165H142ZM170 167V168H171ZM188 167H189V165H188ZM193 167V166H192ZM18 168V167H17ZM124 168V169H123ZM145 168V167H144ZM158 168H160V165L158 166ZM242 168V167H241ZM261 168V167H260ZM9 169V170H8ZM97 169L99 170L100 169V167L98 168L97 167ZM181 169V168H180ZM188 169V168H187ZM193 169V168H192ZM199 169V168H198ZM240 169V168H239ZM262 169H263V167H262ZM89 170H91V169H89ZM161 171H162V169H160ZM170 170V169H169ZM186 170V169H185ZM190 170V169H189ZM219 170V169H218ZM125 171H127V173L125 172ZM135 171V170H134ZM172 171V170H171ZM170 171V172H171ZM178 171V170H177ZM183 171V170H182ZM91 172H92V170H91ZM131 172V171H130ZM137 172V171H136ZM143 172V171H142ZM144 172V173H145ZM150 172V173H149ZM179 172V171H178ZM192 172V174L191 175H193L194 174V172H195V170H194V172H193V170L191 171ZM190 172V173H191ZM198 172V171H197ZM238 172V171H237ZM164 173V174H165ZM186 174H187V172H185ZM190 173H189V176H190ZM214 173V172H213ZM219 173V172H218ZM239 173H240V171H239ZM238 173V174H239ZM242 173V174H243ZM22 174V173H21ZM161 175L160 177H158V175ZM164 174H163V176H164ZM179 174H180V172H179ZM196 174H198V173H196ZM245 174V175H246ZM109 175V174H108ZM143 174H141V176H142ZM147 174H146V176H148ZM200 175H201V173H200ZM241 175V174H240ZM244 175V176H245ZM139 176H140V174H139ZM145 176V175H144ZM141 177L142 179L143 178H145V177ZM185 176V175H184ZM197 176V175H196ZM181 177H182V175H181ZM198 177V176H197ZM211 177V176H210ZM246 177V176H245ZM140 178V180H142ZM188 178H191V177H188ZM196 178V177H195ZM166 179V178H165ZM186 179V178H185ZM204 179H205V177H204ZM246 179V178H245ZM250 179V180H249ZM109 180V181H110ZM128 180V181H127ZM132 180V179H131ZM145 180V179H144ZM172 180H173V178H172ZM189 180H191V179H188V181ZM206 180V179H205ZM204 180V181H205ZM108 181V182H109ZM174 181V180H173ZM172 181V182H173ZM186 181V180H185ZM247 181V180H246ZM245 181V182H246ZM261 181V180H260ZM143 181H141L140 182V184L142 183ZM212 182V181H211ZM247 182V183H248ZM264 182V181H263ZM133 183V182H132ZM189 183V182H188ZM203 183V182H202ZM255 183H257V182H255ZM110 184V186H111V182L109 183ZM113 184V183H112ZM144 184V185H145ZM214 184L215 183H213V186H214ZM260 184V183H259ZM128 185H130V184H128ZM127 185V186H128ZM173 185V183L171 184V186ZM200 185H201V183H200ZM205 185V184H204ZM210 185H212V183H210ZM252 185V184H251ZM110 186H108V187H110ZM113 186V185H112ZM126 186V185H125ZM141 186H143V184L141 185ZM213 186H212V188H213ZM250 186V185H249ZM258 186V185H257ZM262 186V185H261ZM97 187V186H96ZM106 186H104V188H105ZM130 187H132V186H130ZM129 187V188H130ZM146 187V186H145ZM200 187V186H199ZM205 187V186H204ZM207 187V186H206ZM211 187V186H210ZM251 187V186H250ZM264 187V186H263ZM263 187H260L261 189L263 188ZM30 188V187H29ZM94 188H95V185H94ZM94 188H92V189H94ZM99 188V187H98ZM107 188V187H106ZM112 188V187H111ZM111 188H110V190H109V192H108V194H106V196H108L109 195V197H113L112 195H111ZM115 187H113L112 189H114ZM120 188V189H121ZM127 188V187H126ZM129 188H127L128 190H129ZM147 188V189H148ZM165 188V189H164ZM202 188H203V186H202ZM211 188V189H212ZM214 188H216L215 186H214ZM218 188H219V186H218ZM116 188L114 189V191L115 190H117ZM119 189V190H120ZM197 190L199 189V188H196ZM201 189V188H200ZM199 189V191H202V190H200ZM217 189V188H216ZM104 190H106V189H104ZM122 190V189H121ZM121 190L119 191V193H121ZM159 190V189H158ZM205 190V189H204ZM210 190V189H209ZM213 190V189H212ZM211 190V191H212ZM218 190V189H217ZM221 190V189H220ZM94 191V190H93ZM168 192H170L169 190H167ZM199 191H198V194L199 195H201L202 196V194H201V192L199 193ZM259 191V190H258ZM263 191H264V189H263ZM163 191H162V194L164 193ZM167 192V193H168ZM209 192V191H208ZM113 193H115V192H113ZM216 193V192H215ZM222 193V192H221ZM105 194V193H104ZM118 194V193H117ZM170 194H172V193H170ZM205 194V193H204ZM218 194V193H217ZM173 195V194H172ZM198 195V196H199ZM216 195V194H215ZM114 196H117L116 194H114ZM120 196V195H119ZM119 196H117L118 198H119ZM117 197H113V199L114 198H117ZM176 197V196H175ZM49 198V199H48ZM106 198H108V197H106ZM260 198V197H259ZM263 198V197H262ZM122 198H119V200H121ZM115 200V199H114ZM113 201V200H112ZM112 201H109V202H111L112 203ZM117 201V200H116ZM115 201V202H116ZM115 204V203H114ZM255 204V203H254ZM262 204V203H261ZM112 205V204H111ZM115 205H117V204H115ZM257 206V205H256ZM117 207V206H116ZM258 207V206H257ZM257 207H255V208H257ZM112 208V207H111ZM253 208H254V206H253ZM260 208V207H259ZM193 209V208H192ZM258 209V208H257ZM263 209V208H262ZM261 209V210H262ZM52 210H50V212H51ZM116 211H118V210H116ZM252 211V210H251ZM254 211H255V209H254ZM254 211H253V214H254ZM20 213H22L23 215H26V217L28 218V221L30 222H28L29 224H33L34 225V229L31 227V228H29V232L26 230V232H28V233H26V234H28L27 236H28V238H29V240H28V238H27V236H25L26 238V241H23V239H24V237H23V239H20L21 237H22V233H24V232H20V231H22L21 229H22V227H21V229H20V227H19V234L21 235L19 238H17V240H14L13 238H12V236H11V234L13 233V229H12V227L14 226V228H16V224L18 223V214H20ZM47 213V212H46ZM53 213V212H52ZM150 213V212H149ZM250 213V212H249ZM264 213V212H263ZM21 215V214H20ZM42 215V216H41ZM231 215V214H230ZM229 215V216H230ZM250 215H252V213L250 214ZM137 216V215H136ZM170 216V215H169ZM228 216V217H229ZM232 216V215H231ZM138 217V216H137ZM143 217H145V216H143ZM147 217L149 218V216L147 215ZM146 217V218H147ZM156 217H157V215H156ZM156 217L155 218H153L152 216H151V219H155L156 220ZM174 217V216H173ZM133 218V217H132ZM136 218V217H135ZM160 219V217H157V219ZM166 218V217H165ZM164 218V219H165ZM231 220H232V218L231 217H229ZM253 220L251 221V223L250 224H252V230H251V233L252 234H255L254 235V237H257V240L258 239H260V241L261 242H264V240H263V238H262V234H259V231H258V229L260 228V227H264V214H262V212L260 211V210H257V211H255V216L254 217H251ZM250 218V219H251ZM1 219V218H0ZM137 219V218H136ZM150 219V218H149ZM162 219L163 218H161V222H162ZM169 219V218H168ZM175 219V218H174ZM154 220V221H155ZM173 220V219H172ZM171 220V218L168 220V221H172ZM177 220V219H176ZM187 220V219H186ZM40 221L42 222V223H44V224H42V223H40ZM66 221V220H65ZM132 221V220H131ZM136 222H137V220H135ZM134 221V222H135ZM150 221H152V220H150ZM149 221V222H150ZM205 221V220H204ZM222 221H223V219H222ZM133 222V223H134ZM135 222V223H136ZM153 222V221H152ZM152 222H150V223H152ZM157 222H160V220H158ZM157 222H153V225L155 226V224L154 223H157ZM165 222H166V220H165ZM180 222V223H179ZM179 222L177 221V222H175V223H177V225H178V223L181 225V222L183 223V225H186L187 223H185V222H183V221H180L179 220ZM187 222H189V220L187 221ZM250 222V221H249ZM133 223H130V222H128V224H133ZM167 223H170V222H167ZM174 223V224H175ZM185 223V224H184ZM62 224H64V222H62ZM137 224V223H136ZM171 224V223H170ZM190 224V223H189ZM189 224H187L186 225V227L189 225ZM196 224H198V225H196ZM20 225V224H19ZM18 225V226H19ZM48 225V224H47ZM138 225V224H137ZM151 226H152V224H150ZM158 225V223L156 224V226ZM191 226V228H193L194 230H195V228L197 229V230H195V231H197L198 233H199V235H201V237H202V239H204V241L205 242H200L201 240H198L199 242L196 244V245H198V244H203L204 245V243H206L207 244V246H205V249H209V250H212V248H213V251H217L218 253H219V255H221V256H223L224 255V259L225 258H228L229 260H230V262H228L227 260L228 259H225V261H227L228 263H230V264H264V247L262 246L261 248H259L258 249V251H259V253H260V260H257V259H255V258H257V257H253V254H255V253H253V254H250V255H252V257L250 258V256L249 257H247V255L246 254H244V251H242V250H240L239 249V247L238 248H236L235 247V245L234 244H232V243H229V242H227V241H225V239L224 240H222V239H219V238H217L213 233H212V230L210 229L211 228V226H208L209 224H207V223H205V222H201L200 224L199 223H197L196 221H195V224H190ZM63 226V225H62ZM150 226V227H151ZM159 226H161V224L159 225ZM158 226V228H160ZM65 227V224H64V226H63V228ZM129 227H130V225H129ZM135 227V226H134ZM153 227V226H152ZM183 227V226H182ZM230 227V226H229ZM156 228V227H155ZM185 228V227H184ZM189 228V227H188ZM65 229V228H64ZM63 229V230H64ZM190 229V228H189ZM188 229V230H189ZM227 229V228H226ZM225 229V230H226ZM18 230H15V231H17L18 232ZM24 231H25V229H23ZM185 230H187V229H185ZM187 230V231H188ZM192 229H190V231H191ZM223 230V229H222ZM230 230V229H229ZM46 231V230H45ZM155 231V230H154ZM65 232V231H64ZM197 232H195V233H197ZM15 233V232H14ZM52 233V232H51ZM55 233H57V232H55ZM25 234V235H26ZM49 234V235H48ZM189 234V233H188ZM187 234V235H188ZM190 235V234H189ZM198 235V236H199ZM15 236V235H14ZM194 236V235H193ZM18 237V236H17ZM67 237V236H66ZM65 237V238H66ZM219 237V236H218ZM252 237V236H251ZM200 238V236L198 237V239ZM18 239H20V240H18ZM248 239V238H247ZM22 240V241H21ZM63 240V239H62ZM224 241V242H223ZM47 242V241H46ZM64 243H67V245L65 246L64 245V243L62 244V247L63 246H65L64 248H68V250H70V248L71 249H73V247H74V244H76V243H74V242H72V241H70L68 238L66 239V242H65V239H64V241H63ZM197 242V241H196ZM242 242V241H241ZM59 243V242H58ZM57 243V244H58ZM62 243V242H61ZM55 244V243H54ZM53 244V245H54ZM236 244V243H235ZM52 245V246H53ZM260 245V244H259ZM59 246V245H58ZM189 246V245H188ZM187 246V247H188ZM209 246L210 247H212L211 249L209 248ZM234 246V247H233ZM238 246H240L239 244H238ZM256 246V245H255ZM54 247H55V245H54ZM56 247H57V245H56ZM60 247V246H59ZM58 247V249L57 250H55L56 251V253L58 252V254H59V252L61 251V248L62 247H60L59 248ZM177 247V246H176ZM186 247V248H187ZM191 247V246H190ZM199 247L200 248H204V247H202V245H199ZM260 247V246H259ZM177 248H179V247H177ZM181 248V247H180ZM193 248V247H192ZM191 248V249H192ZM196 248H198L197 246H196ZM195 248V249H196ZM235 248V249H234ZM241 248V247H240ZM53 249V248H52ZM51 249V250H52ZM55 249V248H54ZM183 249V248H182ZM199 249V248H198ZM198 249H196V250H194V251H197ZM238 249V250H237ZM64 250V249H63ZM66 250V249H65ZM176 250V249H175ZM185 249H183L182 251H184ZM181 251V252H182ZM193 250L191 251L190 250V248H189V250H188V248H187V251H185L184 253L182 252H180L181 254H183V255H181L180 257H177L176 258V263L175 264H190V258H191V256H192V253L194 252ZM215 251V252H216ZM64 252V251H63ZM75 252V251H74ZM178 252V251H177ZM217 252H216V254H217ZM55 252H54V256H56L55 254H56ZM69 253H70V251H69ZM258 253V252H257ZM256 253V254H257ZM45 255V257H44V255ZM62 254V253H61ZM60 254V255H61ZM51 255V254H50ZM193 255H194V253H193ZM58 256L59 255H57V258H58ZM226 256V257H225ZM255 256V255H254ZM64 257V256H63ZM258 257V258H259ZM173 258V257H172ZM175 259V258H174ZM61 260V261H60ZM77 260V259H76ZM102 260V258H100V261L99 262H97L96 264H103L102 262L103 261H101ZM69 261V260H68ZM72 261V260H71ZM78 261V260H77ZM82 261V260H81ZM87 261V260H86ZM90 262V261H89ZM83 263H85V262H83ZM107 263V262H106ZM69 264V263H68ZM76 264V263H75ZM82 264V263H81ZM94 264V263H93ZM105 264V263H104Z\"/></svg>","mask_w":264,"mask_h":264}]
</instances>
